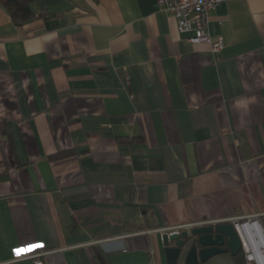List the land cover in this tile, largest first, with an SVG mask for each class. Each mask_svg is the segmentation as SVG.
<instances>
[{
    "label": "crops",
    "instance_id": "crops-1",
    "mask_svg": "<svg viewBox=\"0 0 264 264\" xmlns=\"http://www.w3.org/2000/svg\"><path fill=\"white\" fill-rule=\"evenodd\" d=\"M31 7L0 5V264H167V232L264 224V0L210 11L216 54L157 0Z\"/></svg>",
    "mask_w": 264,
    "mask_h": 264
},
{
    "label": "built area",
    "instance_id": "built-area-1",
    "mask_svg": "<svg viewBox=\"0 0 264 264\" xmlns=\"http://www.w3.org/2000/svg\"><path fill=\"white\" fill-rule=\"evenodd\" d=\"M230 0H157L158 5L177 20L180 34L190 33L189 41L193 44L206 43L211 52H221L225 45L222 39L213 40L207 29L210 11ZM233 225L241 244L244 264H264V224L257 216L238 217L228 221ZM179 231V230H177ZM34 257L43 256L37 250ZM35 264H44L36 261Z\"/></svg>",
    "mask_w": 264,
    "mask_h": 264
},
{
    "label": "water",
    "instance_id": "water-1",
    "mask_svg": "<svg viewBox=\"0 0 264 264\" xmlns=\"http://www.w3.org/2000/svg\"><path fill=\"white\" fill-rule=\"evenodd\" d=\"M167 264H206L230 253L237 256L241 244L229 222L187 227L163 235Z\"/></svg>",
    "mask_w": 264,
    "mask_h": 264
},
{
    "label": "trees",
    "instance_id": "trees-1",
    "mask_svg": "<svg viewBox=\"0 0 264 264\" xmlns=\"http://www.w3.org/2000/svg\"><path fill=\"white\" fill-rule=\"evenodd\" d=\"M39 0H0V5L8 12L12 20L17 25H23L34 17L31 5ZM61 155H55L52 158H58Z\"/></svg>",
    "mask_w": 264,
    "mask_h": 264
}]
</instances>
